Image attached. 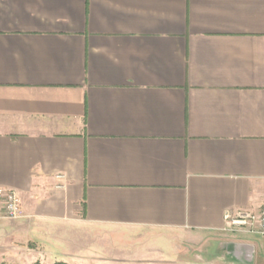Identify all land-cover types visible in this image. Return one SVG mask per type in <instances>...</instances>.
<instances>
[{"label": "crops", "instance_id": "1", "mask_svg": "<svg viewBox=\"0 0 264 264\" xmlns=\"http://www.w3.org/2000/svg\"><path fill=\"white\" fill-rule=\"evenodd\" d=\"M0 186V264L264 260V0H0Z\"/></svg>", "mask_w": 264, "mask_h": 264}, {"label": "rangeland", "instance_id": "2", "mask_svg": "<svg viewBox=\"0 0 264 264\" xmlns=\"http://www.w3.org/2000/svg\"><path fill=\"white\" fill-rule=\"evenodd\" d=\"M254 240L264 247V238L256 236ZM228 242V238L216 244L183 239L179 242L180 253L167 258L169 262L166 261V264H264V260L252 248L241 246L235 249Z\"/></svg>", "mask_w": 264, "mask_h": 264}, {"label": "built area", "instance_id": "3", "mask_svg": "<svg viewBox=\"0 0 264 264\" xmlns=\"http://www.w3.org/2000/svg\"><path fill=\"white\" fill-rule=\"evenodd\" d=\"M22 216L18 192L13 188L0 186V217L13 220ZM225 219L226 231H246L264 238V204L259 209L228 210Z\"/></svg>", "mask_w": 264, "mask_h": 264}, {"label": "trees", "instance_id": "4", "mask_svg": "<svg viewBox=\"0 0 264 264\" xmlns=\"http://www.w3.org/2000/svg\"><path fill=\"white\" fill-rule=\"evenodd\" d=\"M36 264H40V263L37 262ZM54 264H68V263L65 262V261H57V262H55Z\"/></svg>", "mask_w": 264, "mask_h": 264}]
</instances>
